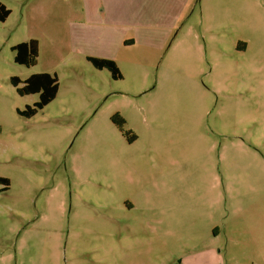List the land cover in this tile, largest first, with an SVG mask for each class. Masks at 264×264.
Instances as JSON below:
<instances>
[{
    "label": "rangeland",
    "instance_id": "obj_1",
    "mask_svg": "<svg viewBox=\"0 0 264 264\" xmlns=\"http://www.w3.org/2000/svg\"><path fill=\"white\" fill-rule=\"evenodd\" d=\"M37 2L0 0V264H191L192 205L197 246L217 225L225 264H264V0H140L135 32L69 29L79 0L42 25ZM33 29L37 64L18 65ZM42 71L57 95L22 117L38 95L10 78ZM154 202L167 222L138 227Z\"/></svg>",
    "mask_w": 264,
    "mask_h": 264
},
{
    "label": "crops",
    "instance_id": "obj_2",
    "mask_svg": "<svg viewBox=\"0 0 264 264\" xmlns=\"http://www.w3.org/2000/svg\"><path fill=\"white\" fill-rule=\"evenodd\" d=\"M57 0H38L36 4L29 10V17L32 15L34 19H41L42 25H48L51 22L54 23H62L60 21L61 13L57 11H61L62 7L56 6L55 3ZM81 5L79 6L78 12L72 14L68 17V27L74 28H98V27H120L124 28L125 31L130 30L132 28L135 30H139L141 28H145V23L143 19L140 18V15L143 10V5L140 4V0H79ZM59 14V15H57ZM58 19V21L56 20ZM31 36L29 40L35 39L38 41L39 47L40 42L37 36L34 34V29L31 30ZM247 49V46L243 43H239L236 46V51L243 53ZM104 59V58H103ZM87 60V58H86ZM110 60V59H109ZM40 73H49V71H42ZM56 73V72H53ZM38 74V73H37ZM132 209V206L131 208ZM149 212H152L154 216L151 221L143 220L138 222L136 225L147 226L160 231L163 225V222H167L162 219V212L166 210V208L162 207L160 202L152 203L149 207L144 208ZM196 207L191 206V219L188 221L189 225H191V264H195L199 259V264H225V260L221 254V247L214 245V241L219 238V229L217 225L209 224L208 233L200 241L203 243L201 246H197L196 240L199 239L196 233L197 226V218H196ZM207 209V207L205 208ZM148 222V223H147ZM186 222V221H185ZM154 223L155 225L151 224ZM187 223V224H188ZM132 224L131 226H134ZM211 233V234H210ZM130 236V234H128ZM127 236V237H128ZM209 242V244H208ZM187 264V262H185Z\"/></svg>",
    "mask_w": 264,
    "mask_h": 264
},
{
    "label": "trees",
    "instance_id": "obj_3",
    "mask_svg": "<svg viewBox=\"0 0 264 264\" xmlns=\"http://www.w3.org/2000/svg\"><path fill=\"white\" fill-rule=\"evenodd\" d=\"M9 14L10 10L0 3V22H4ZM11 50L14 52V62L16 64L26 67L35 66L37 64L39 52L37 40L31 39L28 42L17 44L13 46ZM87 61L96 70H107L114 80L122 78L116 63L112 60L87 57ZM10 83L15 87L19 96L38 95V101L34 103L32 107L27 106L25 110L17 111L20 116L25 118H31L39 110H42L55 99L58 92L57 76L49 73L33 74L23 82L16 77H12L10 78ZM20 84H22V86H19ZM111 121L120 129L125 124L124 120L118 114L113 116ZM135 139V136H131L128 141L133 142ZM0 185L3 187L2 190L5 191L8 189L9 181L6 178L0 177Z\"/></svg>",
    "mask_w": 264,
    "mask_h": 264
}]
</instances>
